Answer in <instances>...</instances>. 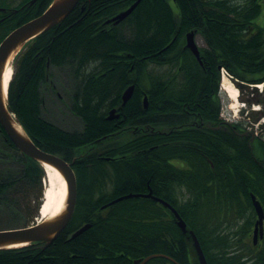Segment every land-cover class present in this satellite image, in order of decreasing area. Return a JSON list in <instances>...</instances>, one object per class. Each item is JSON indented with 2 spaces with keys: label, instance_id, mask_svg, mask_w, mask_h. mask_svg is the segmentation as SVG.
<instances>
[{
  "label": "trees",
  "instance_id": "trees-1",
  "mask_svg": "<svg viewBox=\"0 0 264 264\" xmlns=\"http://www.w3.org/2000/svg\"><path fill=\"white\" fill-rule=\"evenodd\" d=\"M136 1L80 0L17 58L9 107L39 148L73 162L78 194L71 223L51 245L0 251V264H133L157 253L199 264L192 241L160 204L130 199L100 210L122 195L147 192V185L196 233L208 264H246L252 253L254 264H264V235L258 249L251 240L256 212L250 197L254 193L264 208V141L252 144L231 129L208 126L226 125L220 118L222 69L250 84L264 82V0H175L174 7L170 0H141L122 23L105 24ZM51 2L41 0L25 18L15 16L5 32L0 29V41ZM194 30L206 44L202 65L184 48L186 33ZM52 69L67 77V105L81 131L43 115L45 91H55ZM131 85L133 96L122 105ZM114 108L120 116L110 120ZM108 156L114 160L103 159ZM174 160L189 169L172 166ZM8 161L19 169H4ZM45 176L0 126V212L10 224L0 230L34 222ZM86 223L91 228L69 240Z\"/></svg>",
  "mask_w": 264,
  "mask_h": 264
},
{
  "label": "water",
  "instance_id": "water-1",
  "mask_svg": "<svg viewBox=\"0 0 264 264\" xmlns=\"http://www.w3.org/2000/svg\"><path fill=\"white\" fill-rule=\"evenodd\" d=\"M79 1L80 0H54L44 13L16 28L0 44V125L8 138L24 156L30 157L43 166L50 165L62 175L66 182L67 193L61 209L51 217L42 221V223L25 228L0 231V251L23 248L34 243H43L41 248H47L67 228L75 213L77 180L72 168V163H68L63 158L40 149L29 137L24 127L10 110L8 103V86L5 85V74L7 67L29 42L63 22L73 12ZM140 1L141 0H138L129 9L108 20L107 24L113 23L116 25L121 23L135 10ZM195 36V30L187 33L185 48L189 49L202 64L200 49L195 42ZM234 83L235 86L240 89L252 87L238 80H234ZM134 90L135 86L132 85L124 92L122 97L124 105L131 99ZM144 106L145 108L148 107L147 97L144 98ZM108 118L110 120L118 119L119 115L116 114V110L113 109ZM133 198L152 199L160 203L173 215L177 226L183 234L188 232L187 224L181 218L177 210L165 200L153 196L151 191L148 194L130 193L115 199L103 206L102 209L120 201ZM251 198L258 216V225L262 227L264 221L263 207L255 195L252 194ZM90 227V224L84 225L71 236V240L87 231ZM189 233L193 239V245L200 264H208L197 236L193 231ZM157 257L166 256L162 254L150 255L143 260L134 261V264H147L150 260Z\"/></svg>",
  "mask_w": 264,
  "mask_h": 264
},
{
  "label": "rangeland",
  "instance_id": "rangeland-1",
  "mask_svg": "<svg viewBox=\"0 0 264 264\" xmlns=\"http://www.w3.org/2000/svg\"><path fill=\"white\" fill-rule=\"evenodd\" d=\"M171 4L173 7L175 6L173 1H171ZM196 43L201 49L206 48L205 41L201 35L196 37ZM51 72L53 74L55 91L50 89L45 91L46 101L43 110L44 117L50 122L68 131H81L83 128L81 121L71 114L67 105L69 102V87L64 71L52 69ZM263 88L241 89V93L239 94V104L243 107L241 106L237 110L232 108V100L229 98L225 90L220 88L222 102L224 104L223 115L225 118L231 122H240L246 128H251L252 132L262 140H264V96L261 94ZM259 109L261 111H254ZM4 165L3 168L12 173L19 169L17 164H13L9 161L4 163ZM45 185L46 183L44 182V186ZM9 225L7 215L0 212V229L10 227Z\"/></svg>",
  "mask_w": 264,
  "mask_h": 264
},
{
  "label": "bare ground",
  "instance_id": "bare-ground-1",
  "mask_svg": "<svg viewBox=\"0 0 264 264\" xmlns=\"http://www.w3.org/2000/svg\"><path fill=\"white\" fill-rule=\"evenodd\" d=\"M13 76V65H9L5 74V85L8 86ZM259 88L263 87V85H257ZM222 89L228 94L229 98L233 102L232 108L237 110L242 105H240L239 101V90L232 83L227 75H225L222 79ZM243 107V106H242ZM46 176H45V194L43 197V201L41 202V211L39 213L38 221L45 220L55 213H57L66 197V182L62 175L50 165H45Z\"/></svg>",
  "mask_w": 264,
  "mask_h": 264
},
{
  "label": "flooded vegetation",
  "instance_id": "flooded-vegetation-1",
  "mask_svg": "<svg viewBox=\"0 0 264 264\" xmlns=\"http://www.w3.org/2000/svg\"><path fill=\"white\" fill-rule=\"evenodd\" d=\"M32 0H0V7H4L7 8V10L5 11H0V29L1 31H5V29H8V27H10L11 22L13 21V19L15 18V16H19L20 18H25L31 11V8L33 6H29V2H31ZM41 0H37L35 3L38 4L40 3ZM35 4V5H36ZM6 5V6H5ZM120 116V115H119ZM213 130L219 131V127H210ZM230 129L233 130L232 133H235L237 136L240 137H250V141H251V136H247V135H242L245 131L242 130V128H235L233 126H229ZM228 127H224L225 130L229 129ZM125 130V129H124ZM175 130H177V127H172L171 128V133L175 132ZM212 137L215 138H219L217 135L212 134ZM255 140H257V137L251 141L254 142ZM255 162H259L255 157H253ZM184 160H174V163H172L171 165L177 168H182L184 170H188L189 168L187 167V163L182 162ZM264 161V160H262ZM153 165L155 166V168L158 170L159 169V158L156 157L153 160ZM214 166V164H213ZM149 187V185H147V188ZM259 241V240H258ZM258 241L256 239V237L254 238L253 242H254V248L256 246H258ZM248 264H254V260H253V256L250 255L249 256V260H248Z\"/></svg>",
  "mask_w": 264,
  "mask_h": 264
}]
</instances>
